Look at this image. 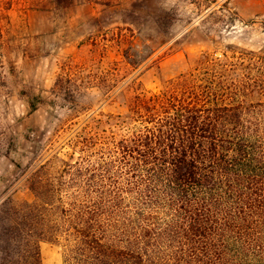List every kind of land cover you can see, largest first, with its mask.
<instances>
[{
  "label": "trees",
  "instance_id": "1",
  "mask_svg": "<svg viewBox=\"0 0 264 264\" xmlns=\"http://www.w3.org/2000/svg\"><path fill=\"white\" fill-rule=\"evenodd\" d=\"M178 79L90 125L35 202L0 208V264H43V240L65 264H264L263 103Z\"/></svg>",
  "mask_w": 264,
  "mask_h": 264
},
{
  "label": "rangeland",
  "instance_id": "2",
  "mask_svg": "<svg viewBox=\"0 0 264 264\" xmlns=\"http://www.w3.org/2000/svg\"><path fill=\"white\" fill-rule=\"evenodd\" d=\"M0 17L2 209L35 202L90 125L181 73L239 84L264 115V0H0ZM40 246L43 264H65L62 244Z\"/></svg>",
  "mask_w": 264,
  "mask_h": 264
}]
</instances>
